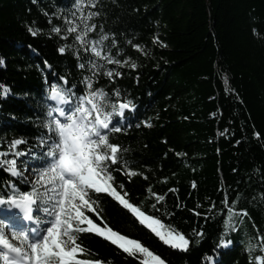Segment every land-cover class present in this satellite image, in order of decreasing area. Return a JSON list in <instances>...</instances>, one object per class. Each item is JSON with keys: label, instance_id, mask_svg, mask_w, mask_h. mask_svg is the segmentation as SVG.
Segmentation results:
<instances>
[{"label": "trees", "instance_id": "1", "mask_svg": "<svg viewBox=\"0 0 264 264\" xmlns=\"http://www.w3.org/2000/svg\"><path fill=\"white\" fill-rule=\"evenodd\" d=\"M73 5L0 0V93L8 89L0 95V199L8 210L6 197L32 190L25 168L41 167L38 145L51 84L62 85L60 77H66L69 87L82 91V77L90 74L77 67L74 48L58 51L73 39L51 32L65 27L63 17L71 18ZM89 10L99 12L90 35L102 29L109 44L117 41L112 55L119 51V59L136 64L119 68L123 75L115 81L100 75L94 85L108 92L118 88L135 105L117 118L123 130L110 134L112 143L127 150L128 167L140 173L129 178L114 171L117 186L124 185L118 191L183 233L189 250L165 245L107 194H99L100 215H89L139 240L165 264H255V256H264V0H97L84 13ZM29 27L39 29L35 36ZM15 139L25 143L10 152ZM17 149L29 154L15 156ZM13 158L18 176L3 163ZM229 207L239 215L236 230L225 234ZM221 238L229 243L220 246ZM78 242L84 259L140 264L95 233H81ZM250 242L257 246L252 252Z\"/></svg>", "mask_w": 264, "mask_h": 264}, {"label": "snow or ice", "instance_id": "2", "mask_svg": "<svg viewBox=\"0 0 264 264\" xmlns=\"http://www.w3.org/2000/svg\"><path fill=\"white\" fill-rule=\"evenodd\" d=\"M96 5L97 0H74L75 11L71 18L63 17L65 27L57 25L51 29L62 40L73 39L74 44H66L58 51L64 54L69 48H74V56L80 61L77 67L87 69L90 74L82 77V91H78L76 85L69 87L66 77H60L62 85L53 82L50 86L45 97L43 127L46 131L38 145L41 167L33 169L37 179L31 191L6 197L22 213V219L34 226L28 230L19 229L16 222L21 217L10 216L7 221L0 218V264H104L100 259L82 258L85 249L78 240L79 235L86 232L110 241L124 253L139 259L140 264H165L159 255L139 240L123 235L107 224L101 225L89 215H100L99 194H107L117 201L165 245L184 252L189 250L190 241L183 233L165 227L159 219L145 214L131 203L126 198L127 192L118 191V187L123 189L124 185L117 186L114 171H122L129 178L140 173L128 167L123 158L127 150L112 143L110 134L123 130L117 118L123 119L135 105L118 88L108 92L94 85L100 75L115 81L123 75L119 68L128 66L135 69L136 64L130 58L119 59V51L112 55L117 41L112 38L109 44V36L102 29L98 36L90 35L96 31L97 25L92 21L99 12L89 10L85 14L84 9H94ZM28 31L35 36L39 29L29 27ZM155 41L158 37L154 38ZM131 46L143 51L139 44ZM81 51L87 59L81 56ZM110 65L117 67H108ZM7 94V88L0 93ZM144 124L148 126L147 121ZM23 143V139L13 140L10 152ZM26 154L29 153H21L17 149L15 156ZM3 163L13 176L20 175L16 158L5 159ZM157 198L164 200L163 195ZM4 202L0 199V204ZM232 203L235 204L234 201ZM238 215L233 208H228L224 217L225 234L236 230L234 225ZM8 229H11L10 238ZM196 235L199 237L202 233ZM259 240V250L264 252V236ZM227 243L229 241L221 238L220 246ZM256 247L250 242L249 252ZM254 259L255 264H264V256L257 255Z\"/></svg>", "mask_w": 264, "mask_h": 264}, {"label": "rangeland", "instance_id": "3", "mask_svg": "<svg viewBox=\"0 0 264 264\" xmlns=\"http://www.w3.org/2000/svg\"><path fill=\"white\" fill-rule=\"evenodd\" d=\"M6 169H7V167H6ZM27 169H28V171L27 172H24V178L29 182V183H31L32 185H33V183L35 182V180L37 179V177L36 176H34L33 175V169L34 168H32V167H27ZM7 172L9 173V174H11V172L7 169ZM12 175V174H11ZM1 205V204H0ZM14 207V206H13ZM14 210H15V212L16 211H18V213H19V210L18 209H15V207H14ZM20 214V213H19ZM4 216H8V217H10V216H14V214L13 213H11V212H7V210L6 209H3L2 211H1V216L0 217H4ZM32 227V226H31ZM31 227H28V226H25L24 227V229L25 230H28V229H30ZM17 228H19V227H17ZM7 234H8V236H9V238L11 237V229H8L7 230Z\"/></svg>", "mask_w": 264, "mask_h": 264}, {"label": "bare ground", "instance_id": "4", "mask_svg": "<svg viewBox=\"0 0 264 264\" xmlns=\"http://www.w3.org/2000/svg\"><path fill=\"white\" fill-rule=\"evenodd\" d=\"M21 224L25 226V224H27V225H28V224H29V222H28V221H26V220H23Z\"/></svg>", "mask_w": 264, "mask_h": 264}]
</instances>
